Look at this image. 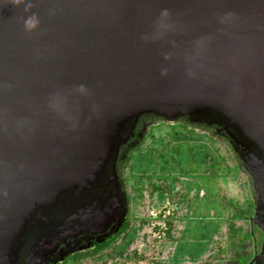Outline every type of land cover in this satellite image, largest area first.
<instances>
[{
	"label": "water",
	"instance_id": "obj_1",
	"mask_svg": "<svg viewBox=\"0 0 264 264\" xmlns=\"http://www.w3.org/2000/svg\"><path fill=\"white\" fill-rule=\"evenodd\" d=\"M29 3L0 0V264H55L117 232V163L145 116L214 126L264 235V0Z\"/></svg>",
	"mask_w": 264,
	"mask_h": 264
},
{
	"label": "rangeland",
	"instance_id": "obj_2",
	"mask_svg": "<svg viewBox=\"0 0 264 264\" xmlns=\"http://www.w3.org/2000/svg\"><path fill=\"white\" fill-rule=\"evenodd\" d=\"M176 133L192 139L177 142L171 138ZM168 148L170 158L165 163L161 157ZM119 173L127 199L129 229L128 236L118 242V252L130 253L139 245H147L151 227L160 221L159 213L164 208L169 212L175 208L170 213L173 242L163 248L160 264H169L171 253L172 264H201L210 260L219 243L223 244L228 223L244 231L249 229L248 222L233 221L232 213L252 197L250 183L244 171L238 170L226 144L203 132L168 125L155 127L137 150L129 151L128 162L120 166ZM162 193L167 194L160 196ZM177 242L185 243L189 250L181 254Z\"/></svg>",
	"mask_w": 264,
	"mask_h": 264
},
{
	"label": "trees",
	"instance_id": "obj_3",
	"mask_svg": "<svg viewBox=\"0 0 264 264\" xmlns=\"http://www.w3.org/2000/svg\"><path fill=\"white\" fill-rule=\"evenodd\" d=\"M169 126V125H168ZM172 127V126H171ZM173 127H180V126H173ZM180 128H183L182 126ZM190 131H193L191 128H185ZM211 137V136H209ZM173 140L180 142V141H188L191 140L192 138H188L182 135L173 134L171 137ZM196 141V139H194ZM223 143L226 144V147L229 149V151L233 154L229 144L227 143L226 140H223ZM138 145H136L133 150H137ZM169 148L166 149V154L162 155L161 159L163 162L169 163V158L168 155L170 154ZM167 155V157H166ZM234 159L237 163V168L238 170H243L240 167V163L236 156L233 154ZM140 159H144L145 162H148V164H151L150 161H148L147 158L145 157H140ZM128 162V155L124 160L125 164ZM167 165V164H166ZM252 193V192H251ZM167 193H162L160 196H165ZM127 213V212H126ZM170 213L172 211H168L167 208H164L161 210V213H159V222H156L152 227H151V237H150V245L149 243L146 245H139V247L135 248L132 250V252L126 255V250L125 251H116L121 247L118 245V242L121 237H123L125 234H127V231L129 229V223L127 222V218L123 219V222L117 232L109 235L107 238H105L103 241L100 243H93L91 247L87 249L81 250L79 253H74L72 255L67 256L63 260L55 263V264H84L85 262H89V264H158L155 260H151L148 262L146 259L149 255L148 253H152L150 258H155L156 260L161 257L162 250L163 248L172 243L173 241L170 238V232H171V216ZM254 215V203L252 200V197L249 198L246 203L244 204L243 208L238 209L232 213V219L233 221H246L249 223V220L253 217ZM152 218H154V215H151ZM249 226L251 224L249 223ZM152 229L154 231H152ZM128 235H125L126 237ZM128 238V237H127ZM263 239V233L258 229L252 227V230L250 231L249 229L244 231L242 228H237L233 223H228L227 224V231H226V237L222 243H219L220 249H217L216 253L212 254L209 258L210 260H217L220 258H239L241 261L239 264H243L244 257L242 255H231L233 253V249L235 251L239 252V249L241 246L248 245L251 247V244L253 240L259 245L260 241ZM172 241V242H171ZM177 250L182 254L183 250H189L187 246H185V243H180L177 242ZM186 247V248H185ZM191 250L192 247L190 246ZM200 253H202L203 249L199 247ZM120 250V249H119ZM98 261H101L98 263Z\"/></svg>",
	"mask_w": 264,
	"mask_h": 264
},
{
	"label": "flooded vegetation",
	"instance_id": "obj_4",
	"mask_svg": "<svg viewBox=\"0 0 264 264\" xmlns=\"http://www.w3.org/2000/svg\"><path fill=\"white\" fill-rule=\"evenodd\" d=\"M160 125H169V126H182L183 128H191L193 129V131L198 130L200 132H203L204 134H206L207 136H211L213 138L219 139L223 142L224 137L222 136V134H217V130L215 129L214 126H205V125H194V124H189L187 123V121L183 118H179L176 119L170 123H168L165 120L153 117V116H145L142 117L138 120V122L136 123L135 126V130H134V137L128 142V145H126L125 147L122 148L121 152H120V159L118 160L117 163V170H118V175H119V180H120V184L122 187V192L124 194L123 191V183L121 182L120 179V173H119V168L121 165H123L125 158L127 157L128 153L130 150H132L136 145H139L143 139L148 135L149 131L155 127H158ZM125 197V194H124ZM126 203H127V199L125 197ZM175 208H172V214L174 212ZM254 216V215H253ZM127 217V213L125 218ZM252 227L255 228L254 225L249 226V230H252ZM257 228V227H256ZM264 236V235H263ZM171 244V243H170ZM177 244V243H176ZM150 245V243H149ZM220 245H218V249ZM260 249L261 246L260 244L258 245L255 240H253L251 247L248 245V243H246V245L241 246L239 249V252L235 251V249H233V253H231V255H242L244 258V263L243 264H256L255 262H253V259L260 253ZM80 252V251H79ZM76 252V253H79ZM151 252L148 253L147 255H149L151 257ZM127 256H129L126 253ZM147 257V261L150 262L151 260H155L158 264H160V258L159 259H155V258H150ZM241 261V259L239 258H220L215 260H206L204 262H202L201 264H239V262ZM172 264V253H171V258L169 259V264Z\"/></svg>",
	"mask_w": 264,
	"mask_h": 264
},
{
	"label": "clouds",
	"instance_id": "obj_5",
	"mask_svg": "<svg viewBox=\"0 0 264 264\" xmlns=\"http://www.w3.org/2000/svg\"><path fill=\"white\" fill-rule=\"evenodd\" d=\"M11 3L14 6L24 5L25 12H28V9L31 6L29 0H11ZM37 25H38V19L35 14L27 15L26 18L24 19L23 26L26 32H31L35 30Z\"/></svg>",
	"mask_w": 264,
	"mask_h": 264
}]
</instances>
